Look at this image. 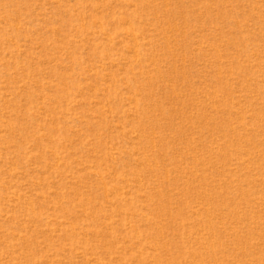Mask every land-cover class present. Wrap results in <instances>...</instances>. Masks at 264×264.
Listing matches in <instances>:
<instances>
[{"label":"rangeland","instance_id":"rangeland-1","mask_svg":"<svg viewBox=\"0 0 264 264\" xmlns=\"http://www.w3.org/2000/svg\"><path fill=\"white\" fill-rule=\"evenodd\" d=\"M0 264H264V0H0Z\"/></svg>","mask_w":264,"mask_h":264}]
</instances>
